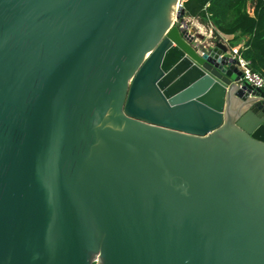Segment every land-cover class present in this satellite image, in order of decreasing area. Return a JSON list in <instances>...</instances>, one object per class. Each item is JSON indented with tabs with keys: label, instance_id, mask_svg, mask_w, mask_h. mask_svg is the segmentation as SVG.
I'll return each mask as SVG.
<instances>
[{
	"label": "water",
	"instance_id": "95a60500",
	"mask_svg": "<svg viewBox=\"0 0 264 264\" xmlns=\"http://www.w3.org/2000/svg\"><path fill=\"white\" fill-rule=\"evenodd\" d=\"M176 0H0V264H264V90Z\"/></svg>",
	"mask_w": 264,
	"mask_h": 264
},
{
	"label": "trees",
	"instance_id": "16d2710c",
	"mask_svg": "<svg viewBox=\"0 0 264 264\" xmlns=\"http://www.w3.org/2000/svg\"><path fill=\"white\" fill-rule=\"evenodd\" d=\"M183 6L188 15L209 22L213 33L232 34L228 46L242 40L240 54L264 77V0H185Z\"/></svg>",
	"mask_w": 264,
	"mask_h": 264
},
{
	"label": "built area",
	"instance_id": "2783aa9c",
	"mask_svg": "<svg viewBox=\"0 0 264 264\" xmlns=\"http://www.w3.org/2000/svg\"><path fill=\"white\" fill-rule=\"evenodd\" d=\"M184 1L185 0H176L175 13L177 15L174 16L173 22L178 28L185 29V36L188 42L193 45H196L198 43L202 45H207L212 41V39L207 38L204 43L200 41L199 36L196 34V32H202L200 29V25L202 24V22H200L197 17L188 15L185 12L183 6ZM205 24L209 25L210 29L212 28L209 22H205ZM217 34H219L221 37L223 36V33L219 31H217ZM207 36L209 37V35ZM239 46L240 45L227 47V54L233 58L234 65L240 71V75L237 82L239 84L242 82H247L253 87H259L264 89V77L258 71L252 69L249 61L240 54V51L238 49Z\"/></svg>",
	"mask_w": 264,
	"mask_h": 264
},
{
	"label": "rangeland",
	"instance_id": "374dc122",
	"mask_svg": "<svg viewBox=\"0 0 264 264\" xmlns=\"http://www.w3.org/2000/svg\"><path fill=\"white\" fill-rule=\"evenodd\" d=\"M247 8L249 11L250 6H247ZM200 22H202V24H203V25L202 24L200 25V29L202 32H196V34L199 36V39L202 43H204L207 38L218 39V40L222 41L223 43H225L226 46L228 47L227 43L225 41H223V38L219 34H215L212 32L213 30H212V28L210 29L209 25L205 24V22H203V21H200ZM207 35H209V37Z\"/></svg>",
	"mask_w": 264,
	"mask_h": 264
},
{
	"label": "crops",
	"instance_id": "0c3cea01",
	"mask_svg": "<svg viewBox=\"0 0 264 264\" xmlns=\"http://www.w3.org/2000/svg\"><path fill=\"white\" fill-rule=\"evenodd\" d=\"M232 37V34H223V36H222V38H223V41H225L226 43H227V45H228V39H230ZM241 42H242V40H240L239 42H238V44L237 45H240L241 44ZM264 90V89H263Z\"/></svg>",
	"mask_w": 264,
	"mask_h": 264
}]
</instances>
